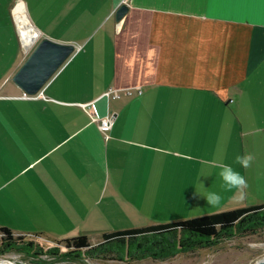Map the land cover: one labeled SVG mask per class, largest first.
<instances>
[{"label": "crops", "instance_id": "obj_1", "mask_svg": "<svg viewBox=\"0 0 264 264\" xmlns=\"http://www.w3.org/2000/svg\"><path fill=\"white\" fill-rule=\"evenodd\" d=\"M41 37L74 50L24 97L11 76ZM89 107L114 117L106 135ZM249 154V167L234 163ZM222 163L245 177L243 200L225 191ZM262 204L264 0H0V228L45 248L95 246Z\"/></svg>", "mask_w": 264, "mask_h": 264}, {"label": "trees", "instance_id": "obj_2", "mask_svg": "<svg viewBox=\"0 0 264 264\" xmlns=\"http://www.w3.org/2000/svg\"><path fill=\"white\" fill-rule=\"evenodd\" d=\"M213 225H221L213 227ZM264 229V204L235 208L206 215L186 218L174 222L155 224L138 228L113 231L102 234V241L90 246L85 236H77L55 242L61 245L36 249L32 252L30 240L23 241L21 236H13L6 228H0V255L7 252L23 253L26 256L46 255L57 260L74 261L81 257L102 260L114 256L115 259L125 258L165 259L179 253L203 249L214 246L222 239H229L235 233L238 235L253 234ZM179 235L178 241L173 243L167 237ZM165 240V241H163ZM118 242L120 252L113 251L109 244Z\"/></svg>", "mask_w": 264, "mask_h": 264}, {"label": "rangeland", "instance_id": "obj_3", "mask_svg": "<svg viewBox=\"0 0 264 264\" xmlns=\"http://www.w3.org/2000/svg\"><path fill=\"white\" fill-rule=\"evenodd\" d=\"M19 17L23 27L28 24L25 22L24 17L20 15ZM178 237L179 235L176 234L175 236L167 237V240L176 244L179 240ZM31 243L32 252H38L36 249H42L43 252L47 248L52 247H41L33 241ZM124 245L113 242L108 246L113 251L120 252V247L123 248ZM115 254L117 253L102 260L85 258L83 256L74 261H61L46 255L31 254V256H26L23 253L10 251L0 255V261L3 264H264V229L258 230L253 234L238 235L235 233L229 239H222L209 248L194 249L165 259L145 257L139 260L131 258L117 260L115 259L117 257Z\"/></svg>", "mask_w": 264, "mask_h": 264}, {"label": "water", "instance_id": "obj_4", "mask_svg": "<svg viewBox=\"0 0 264 264\" xmlns=\"http://www.w3.org/2000/svg\"><path fill=\"white\" fill-rule=\"evenodd\" d=\"M126 10L127 6L124 3L119 4L114 12L115 19L121 18ZM73 50V44L54 41L47 37L39 38L12 74L11 81L25 94L34 95Z\"/></svg>", "mask_w": 264, "mask_h": 264}, {"label": "clouds", "instance_id": "obj_5", "mask_svg": "<svg viewBox=\"0 0 264 264\" xmlns=\"http://www.w3.org/2000/svg\"><path fill=\"white\" fill-rule=\"evenodd\" d=\"M252 159L253 157L250 154L243 156L237 155L235 157L234 163L239 164L244 168H247L250 166ZM218 167L220 168L218 176L222 181L225 191H232L233 189H235L237 191V198L239 200H243L245 198L244 190L247 188V181L245 177L239 171L235 170L231 164L222 163L218 165ZM200 186L202 187V185ZM203 198L206 200L208 206L212 207L218 206L222 200V196L220 194L211 191L207 192L206 196H204ZM220 226L221 225H213V227Z\"/></svg>", "mask_w": 264, "mask_h": 264}, {"label": "built area", "instance_id": "obj_6", "mask_svg": "<svg viewBox=\"0 0 264 264\" xmlns=\"http://www.w3.org/2000/svg\"><path fill=\"white\" fill-rule=\"evenodd\" d=\"M14 19V18H13ZM15 22V21H14ZM16 24V23H15ZM17 27V26H16ZM19 33V32H18ZM123 94L125 95H131L132 93H135V94H140V88L139 87H131V88H124L121 90ZM104 94L106 96H111V97H117L119 95V90L118 89H114V88H108L106 90V92H104ZM22 96L24 97H29L31 95H27L25 93H22ZM90 109V107H89ZM91 111V109H90ZM93 112L91 111V115ZM94 121L96 122L97 124V128L98 130L105 134L107 133V131L110 130L111 126H112V123H113V119L114 117L113 116H102V117H97L95 116V114L92 116ZM61 249H63L61 247Z\"/></svg>", "mask_w": 264, "mask_h": 264}, {"label": "bare ground", "instance_id": "obj_7", "mask_svg": "<svg viewBox=\"0 0 264 264\" xmlns=\"http://www.w3.org/2000/svg\"><path fill=\"white\" fill-rule=\"evenodd\" d=\"M17 26V25H16ZM23 26L22 25H20V29H18V27H17V29L20 31L19 33L20 34H22V29H25V28H22ZM34 35H35V32L33 31V30H30V31H28L26 34H25V36L23 37V42H24V44L25 45H28L29 43H30V41H31V39L34 37ZM21 37H22V35H21ZM0 264H3L1 261H0ZM8 264H12V263H8ZM15 264V263H14Z\"/></svg>", "mask_w": 264, "mask_h": 264}]
</instances>
